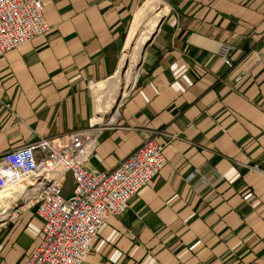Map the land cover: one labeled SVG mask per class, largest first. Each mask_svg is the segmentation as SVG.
Returning <instances> with one entry per match:
<instances>
[{
    "label": "crops",
    "instance_id": "crops-1",
    "mask_svg": "<svg viewBox=\"0 0 264 264\" xmlns=\"http://www.w3.org/2000/svg\"><path fill=\"white\" fill-rule=\"evenodd\" d=\"M41 1L48 33L0 58V159L93 127L91 169L150 137L165 145L160 176L107 219L85 264H264V0H169L106 118L96 89L117 73L143 0ZM20 199L0 202V264H25L38 243L42 221Z\"/></svg>",
    "mask_w": 264,
    "mask_h": 264
},
{
    "label": "built area",
    "instance_id": "built-area-1",
    "mask_svg": "<svg viewBox=\"0 0 264 264\" xmlns=\"http://www.w3.org/2000/svg\"><path fill=\"white\" fill-rule=\"evenodd\" d=\"M49 29L41 0H0V58ZM233 52L229 43L218 51L229 69L234 68ZM2 92L0 84V98ZM100 131L93 127L65 138L41 139L0 159V191L35 178L20 200L36 209L42 228L25 264H85L107 219L125 213L165 168V145L156 136L145 139L110 171L89 168L86 161ZM68 178L73 189L66 194Z\"/></svg>",
    "mask_w": 264,
    "mask_h": 264
},
{
    "label": "bare ground",
    "instance_id": "bare-ground-1",
    "mask_svg": "<svg viewBox=\"0 0 264 264\" xmlns=\"http://www.w3.org/2000/svg\"><path fill=\"white\" fill-rule=\"evenodd\" d=\"M163 7L168 8V5L165 1L149 0L138 12L137 20H135L133 29L128 39V51L122 53L119 69L115 76L108 81L106 86L107 88L104 92V97H96L95 99L98 116H100L99 114L102 112V105H105L108 111H113L111 114L112 116L116 112L118 104L123 98L121 91L132 86V84L135 82L138 72V65L142 60V47L149 39V36H151L157 30L161 21L159 19ZM138 19H144L143 23L141 24ZM128 91L129 89L126 90V93ZM102 99H106V101H103ZM34 181L35 178L30 177L22 180L11 189L0 191V202L4 205L16 202L22 196V194L34 184Z\"/></svg>",
    "mask_w": 264,
    "mask_h": 264
},
{
    "label": "rangeland",
    "instance_id": "rangeland-1",
    "mask_svg": "<svg viewBox=\"0 0 264 264\" xmlns=\"http://www.w3.org/2000/svg\"><path fill=\"white\" fill-rule=\"evenodd\" d=\"M149 0H143V2H142V4L144 3V5L148 2ZM163 1H165L166 3H167V5H168V3H169V0H163ZM141 4V5H142ZM143 5V6H144ZM143 8V7H142ZM141 8V9H142ZM169 11V6H168V8H162V13H161V16H160V19L159 20H161V18L163 17V15H164V13L165 12H168ZM140 22H141V24L143 23V20L144 19H138ZM139 22V23H140ZM158 24V23H157ZM150 37V36H149ZM131 50V49H130ZM129 50V51H130ZM125 51H128V48H126V50ZM141 57V56H140ZM138 73V72H137ZM137 76V75H136ZM137 78V77H136ZM137 80V79H136ZM136 80H135V82H136ZM135 82L132 84V86H130V87H127V88H125V89H123L122 91H121V95H123V96H125L127 93H126V90L127 89H129V91L131 90V88L134 86V84H135ZM107 85L105 84V85H102L101 87H98L97 89H96V91H98L99 90V93H100V95H98V97L99 98H103L104 97V92H105V90H106V87ZM107 97V96H106ZM121 97V96H120ZM119 97V98H120ZM103 101H106V99H102ZM115 106V105H114ZM103 107V108H102ZM102 109H101V113H100V117H102V118H106L107 117V115L111 112V111H108V109H106V106L105 105H102ZM116 113V112H115ZM115 113L113 114V115H115ZM112 115V116H113ZM109 116V115H108ZM98 118H99V116H98ZM71 179V178H70Z\"/></svg>",
    "mask_w": 264,
    "mask_h": 264
},
{
    "label": "water",
    "instance_id": "water-1",
    "mask_svg": "<svg viewBox=\"0 0 264 264\" xmlns=\"http://www.w3.org/2000/svg\"><path fill=\"white\" fill-rule=\"evenodd\" d=\"M161 24H162V19H161V21H160V23H159V25H158V28L160 27ZM158 28H157V30H158ZM157 30H156V31H155V32L149 37V39H148V40L145 42V44L143 45V47H142V53H141V54H142V58H143V56H144V54H145V51H146L147 47L150 45V43L153 41L154 37L156 36ZM141 65H142V60L140 61L139 65H138V71H139ZM118 105H119V104H118ZM112 112H113V111H111V112L109 113V116H111ZM19 204L24 205L25 203H24L23 201H21ZM16 207H18V204H17Z\"/></svg>",
    "mask_w": 264,
    "mask_h": 264
}]
</instances>
